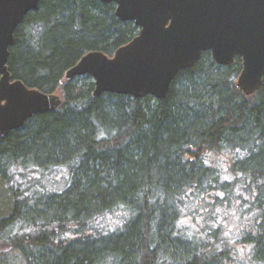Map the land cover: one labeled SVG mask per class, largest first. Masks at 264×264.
I'll list each match as a JSON object with an SVG mask.
<instances>
[{
	"label": "trees",
	"instance_id": "trees-1",
	"mask_svg": "<svg viewBox=\"0 0 264 264\" xmlns=\"http://www.w3.org/2000/svg\"><path fill=\"white\" fill-rule=\"evenodd\" d=\"M115 11L40 0L15 31L13 78L63 104L0 138V264H264V82L245 95L241 59L204 53L165 100L94 97L64 72L138 34Z\"/></svg>",
	"mask_w": 264,
	"mask_h": 264
},
{
	"label": "water",
	"instance_id": "water-1",
	"mask_svg": "<svg viewBox=\"0 0 264 264\" xmlns=\"http://www.w3.org/2000/svg\"><path fill=\"white\" fill-rule=\"evenodd\" d=\"M116 4V16L134 21L138 34L112 56L91 50L66 70L65 80L91 75L94 97L103 93L165 100L181 70L194 67L210 52L218 65L242 68L236 87L245 95L264 82V0H100ZM40 0H0V138L21 129L34 115L63 103L14 80L8 62L15 31Z\"/></svg>",
	"mask_w": 264,
	"mask_h": 264
},
{
	"label": "rangeland",
	"instance_id": "rangeland-1",
	"mask_svg": "<svg viewBox=\"0 0 264 264\" xmlns=\"http://www.w3.org/2000/svg\"><path fill=\"white\" fill-rule=\"evenodd\" d=\"M58 93L61 94L59 91H58ZM233 209H235V208H233ZM226 210L230 213V215L228 216L227 220L225 218H223L222 215H220L221 212L217 211L218 218H219L218 223L221 224L223 226V228H226L228 226V223L231 222L230 220L235 218V216L237 215V211L234 210V211L231 212L230 207L229 208L227 207ZM189 224H192V222L189 221ZM234 224H237V223H234ZM224 235H225V233H224ZM226 238L228 240H230L231 239V234L227 233ZM239 247H240V251H241L242 254H245V251L246 252L248 251L247 245H245V248H243L241 246H239ZM3 262L5 264H24L23 263L24 261L22 260L20 254H18V253H13V254L8 255L7 258H5V260Z\"/></svg>",
	"mask_w": 264,
	"mask_h": 264
},
{
	"label": "bare ground",
	"instance_id": "bare-ground-1",
	"mask_svg": "<svg viewBox=\"0 0 264 264\" xmlns=\"http://www.w3.org/2000/svg\"><path fill=\"white\" fill-rule=\"evenodd\" d=\"M75 64H76V63H75ZM75 64H74V65H75ZM74 65H72V66H74ZM72 66H70V67H72ZM70 67H69V68H70ZM69 68H68V69H69ZM66 70H67V69H66ZM66 70H65V72H66ZM65 72H64V78H65ZM11 75H12V74H11ZM12 78H13V76H12ZM13 79H14V80H17V78H13ZM167 96H168V95H167Z\"/></svg>",
	"mask_w": 264,
	"mask_h": 264
},
{
	"label": "flooded vegetation",
	"instance_id": "flooded-vegetation-1",
	"mask_svg": "<svg viewBox=\"0 0 264 264\" xmlns=\"http://www.w3.org/2000/svg\"><path fill=\"white\" fill-rule=\"evenodd\" d=\"M122 21V20H121Z\"/></svg>",
	"mask_w": 264,
	"mask_h": 264
}]
</instances>
